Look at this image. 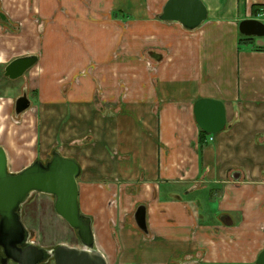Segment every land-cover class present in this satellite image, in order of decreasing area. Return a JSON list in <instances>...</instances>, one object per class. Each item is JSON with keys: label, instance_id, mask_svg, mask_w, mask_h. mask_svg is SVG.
<instances>
[{"label": "crops", "instance_id": "obj_1", "mask_svg": "<svg viewBox=\"0 0 264 264\" xmlns=\"http://www.w3.org/2000/svg\"><path fill=\"white\" fill-rule=\"evenodd\" d=\"M201 1L207 18L188 29L158 19L166 0H0V66L37 56L13 129L2 115L18 96L0 95L8 171L53 150L74 159L108 264H254L264 248V36L239 44L237 27L264 23V0ZM199 98L226 118L202 143Z\"/></svg>", "mask_w": 264, "mask_h": 264}, {"label": "water", "instance_id": "obj_2", "mask_svg": "<svg viewBox=\"0 0 264 264\" xmlns=\"http://www.w3.org/2000/svg\"><path fill=\"white\" fill-rule=\"evenodd\" d=\"M207 18L206 6L201 0H166L158 19L178 21L185 28L193 29ZM238 32L248 37L264 36V23L256 18L238 22ZM37 61L34 54L20 56L4 67L9 79L21 77ZM30 106L23 90L14 100V114L18 116ZM194 120L200 130L214 134L224 129L225 110L222 101L199 98L193 105ZM79 164L72 158L53 150L46 161L34 160L21 170L8 171L7 156L0 145V264H108L94 246L91 219L80 212L78 204ZM31 192H41L54 197V210L70 228L74 229L80 247L58 244L45 249L30 241V232L22 221V205ZM139 229L146 232V210L139 205L134 212ZM226 225L232 224L230 216L223 218ZM254 264H264V248Z\"/></svg>", "mask_w": 264, "mask_h": 264}, {"label": "rangeland", "instance_id": "obj_3", "mask_svg": "<svg viewBox=\"0 0 264 264\" xmlns=\"http://www.w3.org/2000/svg\"><path fill=\"white\" fill-rule=\"evenodd\" d=\"M0 12L1 7H0ZM6 20L0 16V21ZM8 22V19L6 20ZM13 27H16L12 24ZM15 46V43H14ZM3 66H0V95L19 96L22 93L21 78L11 80L4 74ZM30 101L33 97L29 95ZM15 99V97H14ZM13 99V101H14ZM3 121L9 124V128L13 129L14 125L19 121L20 115L14 114L13 102L10 110L2 115ZM13 119L15 121H13ZM54 197L52 195L41 192H31L27 201L22 205V221L26 229L30 232V241L34 242L45 249H52L61 243H76L79 247L80 241L74 229L56 214L54 207ZM43 264H53L52 261Z\"/></svg>", "mask_w": 264, "mask_h": 264}, {"label": "trees", "instance_id": "obj_4", "mask_svg": "<svg viewBox=\"0 0 264 264\" xmlns=\"http://www.w3.org/2000/svg\"><path fill=\"white\" fill-rule=\"evenodd\" d=\"M260 7L261 6H259L257 4L251 6L250 9H251V12H252L253 16H255L257 14L258 10H260ZM252 38L253 37L244 36V35H241L239 33L238 43L241 44L242 42H247V41L251 40ZM205 135H207V133L203 132L202 130L199 131V141H200V143H202L203 137ZM0 254H1V249H0Z\"/></svg>", "mask_w": 264, "mask_h": 264}, {"label": "flooded vegetation", "instance_id": "obj_5", "mask_svg": "<svg viewBox=\"0 0 264 264\" xmlns=\"http://www.w3.org/2000/svg\"><path fill=\"white\" fill-rule=\"evenodd\" d=\"M2 17V16H1ZM4 18V17H3ZM1 249V248H0Z\"/></svg>", "mask_w": 264, "mask_h": 264}]
</instances>
